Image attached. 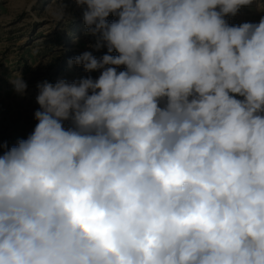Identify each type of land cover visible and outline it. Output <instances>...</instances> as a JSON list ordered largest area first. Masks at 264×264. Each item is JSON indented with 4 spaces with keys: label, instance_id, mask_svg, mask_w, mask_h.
Masks as SVG:
<instances>
[{
    "label": "clouds",
    "instance_id": "clouds-1",
    "mask_svg": "<svg viewBox=\"0 0 264 264\" xmlns=\"http://www.w3.org/2000/svg\"><path fill=\"white\" fill-rule=\"evenodd\" d=\"M75 2L107 51L0 144V264H264V17L226 19L254 0Z\"/></svg>",
    "mask_w": 264,
    "mask_h": 264
},
{
    "label": "rangeland",
    "instance_id": "rangeland-1",
    "mask_svg": "<svg viewBox=\"0 0 264 264\" xmlns=\"http://www.w3.org/2000/svg\"><path fill=\"white\" fill-rule=\"evenodd\" d=\"M59 4L65 6L66 20L57 23L51 10ZM82 12L75 0H36L35 4L33 0H0V144L12 147L34 130L37 124L34 113L39 108L38 83L98 77L99 72L88 73L82 66L68 63L85 51H91L97 58L107 51L88 47L94 38L85 35ZM261 17H264V0H254L235 17L226 19L229 24L239 25L258 23ZM122 70L124 66L118 68ZM17 73L22 74L28 85L24 96L18 95L10 83Z\"/></svg>",
    "mask_w": 264,
    "mask_h": 264
}]
</instances>
